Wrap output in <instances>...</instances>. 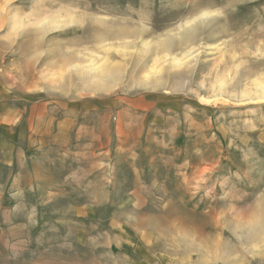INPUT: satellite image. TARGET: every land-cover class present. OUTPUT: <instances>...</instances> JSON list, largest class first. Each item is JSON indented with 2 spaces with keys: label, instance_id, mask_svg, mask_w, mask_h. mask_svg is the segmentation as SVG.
I'll use <instances>...</instances> for the list:
<instances>
[{
  "label": "rangeland",
  "instance_id": "rangeland-1",
  "mask_svg": "<svg viewBox=\"0 0 264 264\" xmlns=\"http://www.w3.org/2000/svg\"><path fill=\"white\" fill-rule=\"evenodd\" d=\"M8 107L0 264H264V0H0Z\"/></svg>",
  "mask_w": 264,
  "mask_h": 264
},
{
  "label": "crops",
  "instance_id": "crops-1",
  "mask_svg": "<svg viewBox=\"0 0 264 264\" xmlns=\"http://www.w3.org/2000/svg\"><path fill=\"white\" fill-rule=\"evenodd\" d=\"M43 106L41 104L35 103L29 110V112H23L18 109H14L12 107H8L5 110H0V135L4 134L7 138H4V146H0V168H3V177L0 173V205L2 201L6 198V187H8L12 181V167H13V155L11 150V142L16 140V132L19 129L20 124L22 123L23 113L26 114L27 121L36 122L37 119H41L39 117V112ZM42 113V112H41ZM25 117V118H26ZM28 131H31V126H29L28 122ZM4 132V133H3ZM1 137V136H0ZM7 144V145H6ZM23 156V154H22ZM1 170V169H0ZM5 170L8 172L7 179L4 178ZM9 189V188H8Z\"/></svg>",
  "mask_w": 264,
  "mask_h": 264
}]
</instances>
